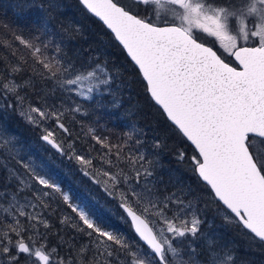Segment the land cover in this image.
<instances>
[{"label": "snow or ice", "instance_id": "6c2138e0", "mask_svg": "<svg viewBox=\"0 0 264 264\" xmlns=\"http://www.w3.org/2000/svg\"><path fill=\"white\" fill-rule=\"evenodd\" d=\"M79 3L110 30L172 133L191 146V156L175 148L174 159L187 163L216 214L247 238L245 251L264 246V0ZM18 7L37 15L27 31L0 22V114L37 131L44 150L67 161L68 174L85 178L105 205L66 191L59 166L0 122V264H237L240 246L203 229V197L163 163L164 141L149 145L132 124L113 142L96 134L98 120L78 118L105 96L117 106L114 76L98 56L68 54L65 37L71 42L77 29L57 30L59 0ZM76 125L106 151L80 150ZM115 216L130 222L136 239L109 223Z\"/></svg>", "mask_w": 264, "mask_h": 264}, {"label": "trees", "instance_id": "16d2710c", "mask_svg": "<svg viewBox=\"0 0 264 264\" xmlns=\"http://www.w3.org/2000/svg\"><path fill=\"white\" fill-rule=\"evenodd\" d=\"M40 2L41 0H0V22L13 28H24L27 31L32 26L31 21L35 19L37 12L35 9L22 11L18 5L25 3L39 4ZM59 3L62 5L60 9L62 15H58L54 20L57 30L61 25H71L77 29V31L71 33L74 37L71 42H68L67 37H65V46L69 50L68 54L80 53L84 60L92 56H98L100 61L107 63L108 69L112 71L115 78V84L120 88V94L118 95L120 103L118 106H109L107 102L110 100L107 99L106 101V97H104L103 106L95 108L91 115L87 117L78 118H82L85 125L98 120L99 125H94L97 129L96 134L99 136L107 135L113 142H115L116 134L130 131L132 124H135L137 128L146 134L149 145L152 143L153 137H158L164 141L165 146L161 153L163 163L167 169L177 175H182L185 183L191 186L195 196L203 197L199 201L200 207L202 209H205V206L207 207L202 218L206 221L211 218L214 219V226L218 227L216 235L240 246L237 264H243L244 261H248L249 264H264V246L254 244L250 250L245 251L247 238L243 233L238 232L234 226L226 225L221 217L214 216L216 205L208 197L205 186L197 177L192 175L186 162L181 165L174 159L173 150L175 148H185L188 156L193 154L192 148L190 145L181 143L172 133L168 122L161 114V110L147 94L145 83L138 70L127 58L122 47L113 39L112 34L101 22L90 15L78 0H59ZM94 103V101L85 102L86 106ZM84 132H86V128ZM28 133L29 138L38 140L37 134L34 132ZM77 133L81 135V139L77 144V146H80L79 149H83L96 157L106 151V149L92 141L90 137H85L79 125L74 128V137ZM25 134L26 132H21L22 136H25ZM165 179H167V174H165ZM71 191L78 192L80 189ZM78 195L85 196L84 193H78ZM115 217L118 220V216ZM112 220L113 218L109 222ZM120 226L124 234H130L136 239L130 223L120 220Z\"/></svg>", "mask_w": 264, "mask_h": 264}, {"label": "rangeland", "instance_id": "374dc122", "mask_svg": "<svg viewBox=\"0 0 264 264\" xmlns=\"http://www.w3.org/2000/svg\"><path fill=\"white\" fill-rule=\"evenodd\" d=\"M120 2L127 5L130 3V0H120ZM201 39L206 40L207 43L211 44L210 39H207L204 36H201ZM112 87L114 92L116 93L115 100L118 101L117 104L118 106L120 103V100H118L119 99L118 95L120 94V88L118 87L117 84H115V78ZM105 97H106V101L107 99H109L110 101L113 100V97L111 96H105ZM110 101H108L107 103L109 104V106H112V103H110ZM0 122L4 123L8 127L10 134L15 135L26 149L31 147V149L37 153L39 159L52 163L54 166H59L58 171H60L61 176L64 178L62 186L65 187L66 191L80 189V191L73 193L76 194L84 193L87 199L92 201L93 203L98 202L99 205L101 206L105 205V199L103 197V194L98 189H96L91 184H89V182L85 178H83L79 173H74L71 175L68 174L70 166L68 165L67 161L61 163L60 158L56 156L51 149L44 150V147H42L39 139L38 140L36 138L31 139L28 137L29 136L28 132H34L35 134H37V136H39V133L37 131L33 130L31 127L26 125V123L23 120H21L18 116L12 113H9L6 117H4L3 114H0ZM21 132H26L25 136H22ZM77 147L79 148L80 146ZM80 150L84 151L83 149ZM97 166H100L99 161H97ZM53 207L55 208L57 207V205L54 204ZM108 207H111V205H108ZM68 211L70 212V210ZM63 214H65V206H63L61 202L60 211L56 213L52 221L56 227H60L59 217ZM214 216L220 217L219 215L216 214V212ZM109 223L114 225L118 230H120L124 234V232L122 231V227L120 226L119 217L118 220L116 217H113V220ZM214 223L215 221L213 218L207 220L203 226V229L205 231H208L216 235V231L218 230V227H215ZM209 225H211V227ZM68 235H71V233H68ZM124 235L134 239L130 234L129 235L124 234ZM222 242L229 243L227 240L224 239H222Z\"/></svg>", "mask_w": 264, "mask_h": 264}, {"label": "water", "instance_id": "95a60500", "mask_svg": "<svg viewBox=\"0 0 264 264\" xmlns=\"http://www.w3.org/2000/svg\"><path fill=\"white\" fill-rule=\"evenodd\" d=\"M79 1V0H78ZM89 13V12H88ZM90 14V13H89ZM90 15H92V14H90ZM93 16V15H92ZM95 19H97L99 22H101L98 18H96L95 16H93ZM101 24L103 25V23L101 22ZM104 26V25H103ZM105 27V26H104ZM106 28V27H105ZM107 29V28H106ZM108 30V29H107ZM109 32H110V30H108ZM111 33V32H110ZM118 43V42H117ZM125 52V51H124ZM125 54H126V52H125ZM126 56H127V54H126ZM127 58L130 60V58L127 56ZM142 78V77H141ZM150 97V96H149Z\"/></svg>", "mask_w": 264, "mask_h": 264}, {"label": "bare ground", "instance_id": "6f19581e", "mask_svg": "<svg viewBox=\"0 0 264 264\" xmlns=\"http://www.w3.org/2000/svg\"><path fill=\"white\" fill-rule=\"evenodd\" d=\"M65 188V187H64Z\"/></svg>", "mask_w": 264, "mask_h": 264}]
</instances>
